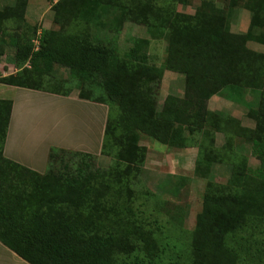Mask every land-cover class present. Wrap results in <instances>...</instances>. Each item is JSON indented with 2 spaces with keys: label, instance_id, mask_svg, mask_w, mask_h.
Returning a JSON list of instances; mask_svg holds the SVG:
<instances>
[{
  "label": "trees",
  "instance_id": "1",
  "mask_svg": "<svg viewBox=\"0 0 264 264\" xmlns=\"http://www.w3.org/2000/svg\"><path fill=\"white\" fill-rule=\"evenodd\" d=\"M215 2L201 0L189 16L177 10L187 0H56L52 10L57 30L42 29L35 48L15 38V58L29 67L3 76L0 82L67 96V91L42 85L44 76L60 66L80 82L101 88V96L80 89L78 97L107 106L100 154L113 162L101 168L95 154L51 146L47 167L39 173L0 153L3 245L29 264H136L138 255L133 251L138 248L150 264L156 246L127 214L132 212L131 182L146 158L139 138L178 148L197 146L195 172L207 175L215 156L221 157L214 149V133H225L223 147L230 149V144L225 129L229 122L211 115L205 101L229 80L259 92L257 107L247 113L254 127L237 126L235 131L249 141L259 167L247 168L242 162L232 167L226 185L207 183L191 243L194 264H237L227 237L250 218L264 214V54L246 46L251 40L264 43V32H252L264 28V0L247 2L252 17L245 34L230 32L228 13ZM27 3L14 0L0 9V56L5 24L22 20ZM100 6L117 11L115 24L137 23L152 38L166 41V64L171 62L185 73L183 98L167 95L161 109L156 108L161 72L147 62L149 39L135 41L123 57L112 41H93L90 27L100 26ZM1 111L0 121H5Z\"/></svg>",
  "mask_w": 264,
  "mask_h": 264
},
{
  "label": "rangeland",
  "instance_id": "2",
  "mask_svg": "<svg viewBox=\"0 0 264 264\" xmlns=\"http://www.w3.org/2000/svg\"><path fill=\"white\" fill-rule=\"evenodd\" d=\"M56 0H28L22 20H9L3 33L4 52L0 56V79L13 74L22 67H29L28 62L15 58V38L29 43L34 48L42 29L59 28L53 21L52 5ZM249 0H216L217 7L228 13V27L231 33L245 34L250 27L252 11L246 8ZM14 0H0V9L13 4ZM201 0H187L178 4L182 14L193 16ZM99 25L91 24L90 34L95 40L112 41L117 55L123 57L138 39H149L146 47L148 64L159 70L160 80L157 87L156 108L161 109L167 95L183 98L185 95V73L167 62V44L164 39H155L148 35L143 25L125 21L115 24L112 18L118 13L114 8L100 6ZM112 20V21H111ZM117 29V32L111 31ZM253 33L264 32V28H252ZM246 46L264 54V43L247 41ZM227 85L212 94L206 101V110L217 115L220 122H229L225 127L230 149L223 147L225 133L215 132V156L210 172L202 176L195 172L199 158L197 146L186 148L171 147L161 144L146 136L139 138V144L146 147V158L141 172L131 182V214L136 220L141 233L152 240L156 246L150 264H194L192 249V231L196 224V215L201 210L203 194L208 182L226 185L231 177L232 167L243 164L256 169L259 161L251 155L250 143L235 133L237 126L253 128L254 120L248 111L255 108L259 101V92L247 85ZM42 85L50 90L67 91L78 95L82 89L92 97L103 94V90L84 80L80 82L69 69L55 66L44 76ZM29 90V91H28ZM72 97V96H71ZM61 100L50 94L30 90L0 82V115L6 117V123L0 122V132L4 130V142L24 157L42 162L46 169V157L43 148L54 145L58 140L91 141L97 135L98 119H92V106L83 105L74 100ZM12 100V104H11ZM107 107V106H106ZM5 114V115H4ZM93 130L95 133L93 134ZM201 132L196 138H202ZM7 143V142H6ZM225 151V152H224ZM224 152V153H223ZM216 153V154H217ZM224 154V155H223ZM113 160L107 155H98L96 165L109 168ZM205 165V164H204ZM127 193L125 196L127 197ZM227 245L236 251L237 264H264V214L250 218L236 233L228 236ZM138 255L136 264H149L143 252L138 248L133 251ZM132 262L129 258H126Z\"/></svg>",
  "mask_w": 264,
  "mask_h": 264
},
{
  "label": "crops",
  "instance_id": "3",
  "mask_svg": "<svg viewBox=\"0 0 264 264\" xmlns=\"http://www.w3.org/2000/svg\"><path fill=\"white\" fill-rule=\"evenodd\" d=\"M16 87V86H15ZM22 88V87H20ZM27 90V88H25ZM32 90V89H30ZM29 91V90H28ZM39 91V90H36ZM45 94H50L53 97H56L61 100H70V97L75 96V101L77 103H82L83 105H89L92 106V114L93 117L92 119H98L97 122V135L96 138L93 136L91 141H86V140H58L57 142H53L54 145H45L43 148V152H45V159L47 160V154H48V149L51 146H56V147H61L65 149H70V150H78V151H83V152H88L92 153L95 155H100V149H101V144H102V138H103V131H104V125H105V120H106V113H107V107L105 104L97 103L91 100H86V99H81L78 97V95H60V94H55V93H50V92H44L40 91ZM12 104V100H11ZM10 109V108H9ZM7 117V115H6ZM1 123L5 124V121H0ZM93 134L95 133V130L92 131ZM4 130L0 132V153L9 159H12L32 170H35L39 173H43L45 171V168L42 164V162H37L35 161L34 158L30 157H24L23 152L16 151L13 149L11 145L8 143V139L5 140L4 142ZM7 142V143H6ZM0 264H29L22 258H20L17 254H15L13 251H11L9 248H7L5 245H3L0 242Z\"/></svg>",
  "mask_w": 264,
  "mask_h": 264
}]
</instances>
